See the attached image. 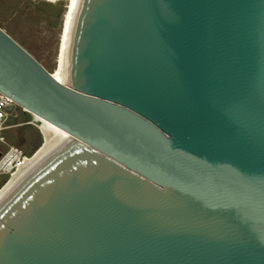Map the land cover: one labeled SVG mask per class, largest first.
Returning <instances> with one entry per match:
<instances>
[{
  "label": "water",
  "instance_id": "water-1",
  "mask_svg": "<svg viewBox=\"0 0 264 264\" xmlns=\"http://www.w3.org/2000/svg\"><path fill=\"white\" fill-rule=\"evenodd\" d=\"M0 91L69 133L0 264H264V0H78L61 81L0 25Z\"/></svg>",
  "mask_w": 264,
  "mask_h": 264
},
{
  "label": "rangeland",
  "instance_id": "rangeland-1",
  "mask_svg": "<svg viewBox=\"0 0 264 264\" xmlns=\"http://www.w3.org/2000/svg\"><path fill=\"white\" fill-rule=\"evenodd\" d=\"M70 1L0 0V25L52 73L58 69L56 61L65 33ZM3 135L4 139H0V156L11 145L29 155L43 139L32 112L20 105L10 111Z\"/></svg>",
  "mask_w": 264,
  "mask_h": 264
},
{
  "label": "bare ground",
  "instance_id": "bare-ground-1",
  "mask_svg": "<svg viewBox=\"0 0 264 264\" xmlns=\"http://www.w3.org/2000/svg\"><path fill=\"white\" fill-rule=\"evenodd\" d=\"M69 15L66 22L65 33L62 35L61 49L57 56L58 69L52 75L59 81H61L62 69L64 64L66 46L68 41V36L70 32L71 23L75 13V9L78 0H71ZM29 111V110H28ZM31 112V111H30ZM34 120L37 121V125L42 132V142L39 146L29 155H23L12 168L8 174V178L0 184V199L8 191V189L17 181L23 174H25L35 163H37L43 156H45L50 150L57 146L63 139H65L69 133L59 127L58 125L52 123L46 118L32 112ZM2 185V186H1Z\"/></svg>",
  "mask_w": 264,
  "mask_h": 264
},
{
  "label": "built area",
  "instance_id": "built-area-1",
  "mask_svg": "<svg viewBox=\"0 0 264 264\" xmlns=\"http://www.w3.org/2000/svg\"><path fill=\"white\" fill-rule=\"evenodd\" d=\"M13 103L10 96L0 91V139H4L3 130L7 126L9 105ZM24 155L23 151L11 145L6 152L0 156V184L5 180L6 174L12 170L17 161Z\"/></svg>",
  "mask_w": 264,
  "mask_h": 264
}]
</instances>
